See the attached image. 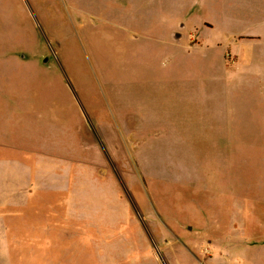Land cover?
I'll use <instances>...</instances> for the list:
<instances>
[{"label":"rangeland","instance_id":"rangeland-1","mask_svg":"<svg viewBox=\"0 0 264 264\" xmlns=\"http://www.w3.org/2000/svg\"><path fill=\"white\" fill-rule=\"evenodd\" d=\"M0 159V264H264V0H0Z\"/></svg>","mask_w":264,"mask_h":264},{"label":"crops","instance_id":"crops-1","mask_svg":"<svg viewBox=\"0 0 264 264\" xmlns=\"http://www.w3.org/2000/svg\"><path fill=\"white\" fill-rule=\"evenodd\" d=\"M9 168L10 167H7V172H5L4 174L2 173L1 175L0 165V205L6 203L9 205L12 199H15L22 195H29L32 192L30 186L31 175L29 177L26 173H24V176L18 177L15 172H11L13 169Z\"/></svg>","mask_w":264,"mask_h":264},{"label":"water","instance_id":"water-1","mask_svg":"<svg viewBox=\"0 0 264 264\" xmlns=\"http://www.w3.org/2000/svg\"><path fill=\"white\" fill-rule=\"evenodd\" d=\"M44 63L47 64V63H48V59H45V60H44Z\"/></svg>","mask_w":264,"mask_h":264},{"label":"bare ground","instance_id":"bare-ground-1","mask_svg":"<svg viewBox=\"0 0 264 264\" xmlns=\"http://www.w3.org/2000/svg\"><path fill=\"white\" fill-rule=\"evenodd\" d=\"M70 3V2H69ZM71 5H72V2H71ZM151 10V9H150ZM93 11V10H92ZM150 15V14H149ZM144 17V16H143ZM146 18V17H145ZM151 18V17H150Z\"/></svg>","mask_w":264,"mask_h":264}]
</instances>
